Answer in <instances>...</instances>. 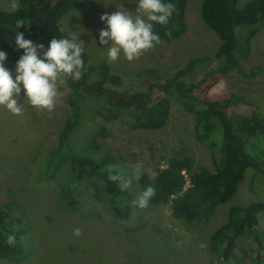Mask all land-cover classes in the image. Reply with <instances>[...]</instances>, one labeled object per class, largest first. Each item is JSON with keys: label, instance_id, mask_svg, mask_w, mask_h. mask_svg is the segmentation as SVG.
<instances>
[{"label": "rangeland", "instance_id": "obj_1", "mask_svg": "<svg viewBox=\"0 0 264 264\" xmlns=\"http://www.w3.org/2000/svg\"><path fill=\"white\" fill-rule=\"evenodd\" d=\"M248 1L239 0V6ZM138 3L139 0H88L81 9L65 15L62 27L84 42L90 62L107 63L125 76H133L148 67L169 76L193 58L208 57L187 77L189 82L206 78L195 89V95L224 101L238 93L248 102L228 106L230 115L249 116L256 111L264 117V109L256 110L253 105L258 97L264 96V75L247 78L235 71L227 76L211 74L217 67L215 54L221 41L202 18V0H188L189 27L185 35L162 42L131 62L123 53L117 61L109 62V46L99 42L100 30L107 28L100 16L122 7L134 17ZM10 4L11 0H0V9L11 10ZM252 48L244 63L249 67L264 66V28L257 33ZM4 66L15 79L16 66L6 61ZM137 88L145 90L147 86L139 83ZM68 93L65 82L60 86L55 109L51 113L41 112L28 103L21 85L20 103L24 114L13 115L0 106V201L11 203L16 208L14 213L18 217L24 215L32 225L24 238L26 256L20 260L0 259V264H237L245 255L243 250L256 254L258 245L252 238L239 241L232 263L223 261L211 250V235L227 221L229 208L264 197V185L252 170H248L231 200L217 206L212 218L195 224L174 217L169 205H149L143 209L133 205L131 215L125 219L114 216L104 204H98L94 208L97 212L87 217L81 211L68 208L60 191L67 183L65 171L69 168V159L60 160L50 175L42 177L50 152L57 146L59 133L70 115L66 103ZM153 93L163 94L158 89ZM170 99L169 121L157 130L135 129L123 119H107L87 106L83 125L75 134V148L86 147L88 138L95 137L96 156L105 159L106 166L115 169L116 175L122 173L125 177L131 176L137 162H143L144 174L149 176L147 169L158 174L169 159L185 155L194 159L195 167L215 171L212 152L196 136L195 114L187 111L178 98ZM257 155L264 164V157ZM186 177L189 184L187 174ZM128 190L133 200L138 197L136 180ZM258 218L264 242V211ZM75 228H81L83 235L74 236ZM261 262L264 264V251Z\"/></svg>", "mask_w": 264, "mask_h": 264}, {"label": "trees", "instance_id": "obj_2", "mask_svg": "<svg viewBox=\"0 0 264 264\" xmlns=\"http://www.w3.org/2000/svg\"><path fill=\"white\" fill-rule=\"evenodd\" d=\"M88 0H19L15 11L0 9V51L7 54V63L16 66L24 50L16 47L17 32L36 44H43L46 51L53 38H70L73 34L62 26L63 18L72 10L81 9ZM176 5L167 25L154 24V31L163 42L180 38L188 30V0H164ZM201 15L206 25L219 37L221 45L216 52L217 67L211 74L227 76L238 74L255 78L264 75V66L249 67L244 63L253 51V41L264 28V0H249L239 6V0H202ZM17 20L25 25L16 27ZM170 32L171 35H166ZM42 55V53H41ZM85 68L79 81L68 78L69 93L66 103L70 115L59 133L58 144L50 152L43 176L50 175L57 162L69 159L65 171L67 183L60 194L71 210L92 216L94 208L106 205L114 216L125 219L133 211V195L121 190L119 181L108 179L109 170L103 158L96 156L98 144L95 137L88 138L86 147L75 148L74 138L86 117L85 109L101 113L107 119H123L135 129L157 130L167 125L171 115V97L181 100L185 109L195 114L197 138L212 152L215 171L195 167L194 159L185 155L172 157L166 167L151 179L144 174L136 181L142 193L148 186L155 188L149 205H169L174 217L195 224L210 219L217 206L234 196L252 170L264 185V164L257 153L264 157V117L256 111L249 116L230 115L227 107L246 103L238 93L227 100L199 98L194 91L206 78L189 82L187 77L208 57H196L177 69L172 75H162L159 69L148 67L133 76L114 71L107 63H92L84 50ZM147 89L137 88V84ZM160 90L162 95L153 91ZM257 109H264V96L258 97ZM116 174V173H114ZM189 178V184L186 177ZM108 196V197H107ZM16 208L8 201H0V259L20 260L27 254L24 242L31 230V223L18 217ZM264 211V197L258 196L244 206L232 205L227 221L211 235V250L223 261L232 263L237 255L239 241L252 238L258 245L256 254H245L237 264H262L264 242L260 233L259 214ZM15 230V231H14ZM7 234H15L14 247L6 244Z\"/></svg>", "mask_w": 264, "mask_h": 264}, {"label": "clouds", "instance_id": "obj_3", "mask_svg": "<svg viewBox=\"0 0 264 264\" xmlns=\"http://www.w3.org/2000/svg\"><path fill=\"white\" fill-rule=\"evenodd\" d=\"M11 10L19 8L17 0H11ZM176 5L166 3L164 0H139L134 17L124 8L100 16L106 22L107 28L99 33L100 44L108 47V60L115 62L121 53L129 61L139 59L145 52L162 43L161 37L154 31V24L167 25L176 11ZM24 20H17L16 27L25 25ZM166 35H171L170 32ZM111 42V43H109ZM16 47L23 49V55L16 63V76L4 66L7 54L0 51V106L5 107L13 115L22 116L24 107L20 103L21 85L24 97L37 111L51 113L57 104L59 89L70 77L79 81L85 68L82 59L85 46L79 37L53 38L47 50L43 44H36L30 39H25L24 34L17 32L15 37ZM42 53V55H41ZM143 162H137L130 177L122 173L116 175L109 170L108 179L120 181L121 190L131 187L133 180L139 181L144 175ZM150 177L157 173L147 169ZM155 188L148 186L132 204L143 209L149 206V201L155 196ZM15 231V230H14ZM76 237L83 235L81 228L73 229ZM6 244L14 247L17 243L15 234H7Z\"/></svg>", "mask_w": 264, "mask_h": 264}]
</instances>
